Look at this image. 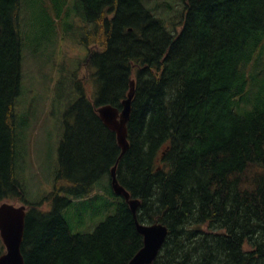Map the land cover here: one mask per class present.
Here are the masks:
<instances>
[{
    "label": "trees",
    "instance_id": "trees-1",
    "mask_svg": "<svg viewBox=\"0 0 264 264\" xmlns=\"http://www.w3.org/2000/svg\"><path fill=\"white\" fill-rule=\"evenodd\" d=\"M24 1L0 0V203L24 197L15 171ZM52 3L66 23L59 51L68 39L86 48L94 88L75 78L77 57L56 67L69 118L53 190L24 202V264H127L142 246L110 186L120 148L96 110H121L131 79L129 147L116 176L140 201L137 220L168 229L149 264H264V0L174 1L170 19L154 14L162 0ZM106 197L117 198L115 212L72 233L64 209Z\"/></svg>",
    "mask_w": 264,
    "mask_h": 264
},
{
    "label": "rangeland",
    "instance_id": "rangeland-1",
    "mask_svg": "<svg viewBox=\"0 0 264 264\" xmlns=\"http://www.w3.org/2000/svg\"><path fill=\"white\" fill-rule=\"evenodd\" d=\"M73 1L25 0L21 9V34L25 40L22 44L21 94L16 104L21 125L17 127L15 171L23 184L24 197L22 200H14L15 205L25 201L37 202L53 190L58 166V146L65 119L69 118L64 114L66 99L61 98L60 90L53 89L59 77L56 67L62 66V62L68 58L71 61L67 62V66L77 61L79 66L75 78L85 89L90 91L94 88L91 70H88L82 61L87 53L86 48L78 45L76 40L68 39L66 44L69 46L65 47L68 52L59 51V28L62 32L66 23L61 20L60 12L53 10L51 3L66 9L72 7ZM147 1L151 5L160 3V0H142L146 6ZM162 1L164 5L155 8L154 14L170 19L175 8L173 3H179V0ZM179 7L177 4L176 9ZM69 18L72 19L73 16L70 15ZM164 23L170 29L168 23ZM76 57L72 62V58ZM116 203L117 198L114 197L74 202L66 207L63 213L72 233L92 232L100 222L115 212ZM49 207L50 202H46L45 208ZM2 249L4 250V247Z\"/></svg>",
    "mask_w": 264,
    "mask_h": 264
},
{
    "label": "water",
    "instance_id": "water-1",
    "mask_svg": "<svg viewBox=\"0 0 264 264\" xmlns=\"http://www.w3.org/2000/svg\"><path fill=\"white\" fill-rule=\"evenodd\" d=\"M133 95L134 79H131L126 98L122 101L121 110L110 104L100 105L96 110L104 125L115 133L116 142L120 148V153L110 169V186L116 195L121 196L128 203L136 228L143 236L142 246L127 264H149L156 258L168 229L166 225L159 222L145 224L137 220L136 208L140 201L130 197L129 192L119 183L116 176L118 161L129 147L126 124L131 113ZM25 214V204L15 205L6 201L0 204V238L5 247L4 253L0 255V264H24L20 247L24 232Z\"/></svg>",
    "mask_w": 264,
    "mask_h": 264
},
{
    "label": "bare ground",
    "instance_id": "bare-ground-1",
    "mask_svg": "<svg viewBox=\"0 0 264 264\" xmlns=\"http://www.w3.org/2000/svg\"><path fill=\"white\" fill-rule=\"evenodd\" d=\"M129 88V87H128ZM135 91V90H134ZM134 96V95H133ZM133 98V97H132ZM129 120V119H128ZM128 122V121H127ZM217 132V131H216ZM213 138V137H212ZM213 140V139H212ZM210 147V146H209ZM214 148V147H213Z\"/></svg>",
    "mask_w": 264,
    "mask_h": 264
}]
</instances>
